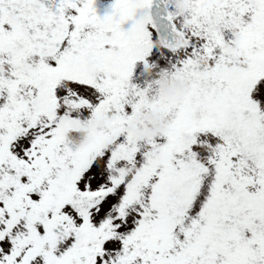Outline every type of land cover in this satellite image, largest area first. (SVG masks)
Wrapping results in <instances>:
<instances>
[{
  "label": "snow or ice",
  "instance_id": "snow-or-ice-1",
  "mask_svg": "<svg viewBox=\"0 0 264 264\" xmlns=\"http://www.w3.org/2000/svg\"><path fill=\"white\" fill-rule=\"evenodd\" d=\"M0 264H264V0H0Z\"/></svg>",
  "mask_w": 264,
  "mask_h": 264
},
{
  "label": "rangeland",
  "instance_id": "rangeland-1",
  "mask_svg": "<svg viewBox=\"0 0 264 264\" xmlns=\"http://www.w3.org/2000/svg\"><path fill=\"white\" fill-rule=\"evenodd\" d=\"M111 2L112 0H97L98 13L102 15ZM172 3L173 6L177 8L183 7L184 5V2H181V0H172ZM161 66H164L163 62H161ZM137 72H139V67L137 68ZM151 73L152 70L150 68L142 69L138 75L142 79H146L151 75ZM187 88L188 84L186 81L166 80L164 82L163 94L169 98L175 99L178 94H182L183 92L187 91ZM135 121L140 123H146L149 126V131L145 134L140 135L139 137H143L145 135H153L154 129H156L159 125L167 122L166 117L163 113L153 110H147L137 113ZM104 124L105 122L101 119H98L96 121V127L103 128ZM80 139L84 142H87L91 138L87 135V133L82 132L80 134Z\"/></svg>",
  "mask_w": 264,
  "mask_h": 264
},
{
  "label": "water",
  "instance_id": "water-1",
  "mask_svg": "<svg viewBox=\"0 0 264 264\" xmlns=\"http://www.w3.org/2000/svg\"><path fill=\"white\" fill-rule=\"evenodd\" d=\"M155 11V10H154ZM149 130L148 126L144 123H136L134 122L132 131L137 135L140 136L146 133Z\"/></svg>",
  "mask_w": 264,
  "mask_h": 264
},
{
  "label": "clouds",
  "instance_id": "clouds-1",
  "mask_svg": "<svg viewBox=\"0 0 264 264\" xmlns=\"http://www.w3.org/2000/svg\"><path fill=\"white\" fill-rule=\"evenodd\" d=\"M181 2H185V0H181ZM237 39L239 38L237 37ZM201 62L206 63V61L203 60ZM165 127H166V122L164 124L159 125L156 129H154L153 135H159L164 130Z\"/></svg>",
  "mask_w": 264,
  "mask_h": 264
}]
</instances>
